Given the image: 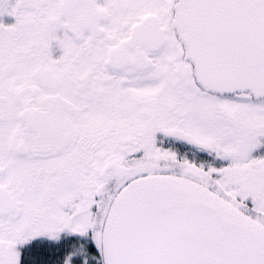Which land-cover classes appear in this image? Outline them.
I'll use <instances>...</instances> for the list:
<instances>
[{
  "label": "snow or ice",
  "instance_id": "snow-or-ice-1",
  "mask_svg": "<svg viewBox=\"0 0 264 264\" xmlns=\"http://www.w3.org/2000/svg\"><path fill=\"white\" fill-rule=\"evenodd\" d=\"M0 264H264V0H0Z\"/></svg>",
  "mask_w": 264,
  "mask_h": 264
}]
</instances>
